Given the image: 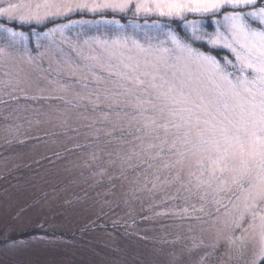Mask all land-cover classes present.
Wrapping results in <instances>:
<instances>
[{"label": "rangeland", "instance_id": "1", "mask_svg": "<svg viewBox=\"0 0 264 264\" xmlns=\"http://www.w3.org/2000/svg\"><path fill=\"white\" fill-rule=\"evenodd\" d=\"M10 2L19 0H0V6ZM105 20L119 21L128 34L131 21L144 23L130 14L87 10L40 24L0 17V26L31 37L27 51L0 58V264H261L259 229L249 227V215L240 218L238 191L202 200L174 187L153 189L155 168L133 155L137 126L115 115L133 109L110 107L104 90L120 91L116 78L88 67V58L98 55L92 38L118 34ZM169 23L189 36L183 22ZM61 24L70 27L45 38ZM205 26L215 29L210 18ZM9 79L19 84L14 92L2 85ZM96 89L101 101L93 105ZM104 112L112 113V123L100 122ZM113 123L111 135L102 131L97 138V128ZM92 153L93 166L79 167Z\"/></svg>", "mask_w": 264, "mask_h": 264}, {"label": "snow or ice", "instance_id": "2", "mask_svg": "<svg viewBox=\"0 0 264 264\" xmlns=\"http://www.w3.org/2000/svg\"><path fill=\"white\" fill-rule=\"evenodd\" d=\"M76 10L143 19L130 22L132 34L119 21L105 20L117 25L118 34L92 38L98 55L88 58L93 61L89 69L106 70L120 89L104 90V100L110 107L133 109L115 115L137 126L139 151L133 155L147 157L143 162L155 168L153 189L174 187L177 194L202 200L222 192L242 194L236 207L241 219L250 216V228L259 229L264 264V0H19L0 6V17L40 24ZM209 18L214 31L205 26ZM177 20L188 30L187 38L172 30L169 22ZM67 27H53L45 38ZM0 33L5 41L0 58L14 49L27 51L30 36L7 26H0ZM36 44L42 46L39 36ZM62 51V43L55 45L58 61ZM2 85L13 92L19 88L12 79ZM101 91L91 93L95 100L89 102H100ZM110 115L102 113L100 122L112 123ZM116 127L97 128L95 135H111ZM96 159L92 153L78 166L91 168Z\"/></svg>", "mask_w": 264, "mask_h": 264}, {"label": "trees", "instance_id": "3", "mask_svg": "<svg viewBox=\"0 0 264 264\" xmlns=\"http://www.w3.org/2000/svg\"><path fill=\"white\" fill-rule=\"evenodd\" d=\"M217 53H221L223 54L224 52L223 51H220V50H215Z\"/></svg>", "mask_w": 264, "mask_h": 264}]
</instances>
